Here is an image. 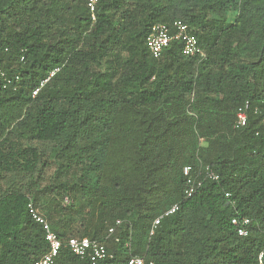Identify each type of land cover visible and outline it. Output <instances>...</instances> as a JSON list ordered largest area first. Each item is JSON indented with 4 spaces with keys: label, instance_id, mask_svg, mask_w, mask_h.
<instances>
[{
    "label": "trees",
    "instance_id": "obj_1",
    "mask_svg": "<svg viewBox=\"0 0 264 264\" xmlns=\"http://www.w3.org/2000/svg\"><path fill=\"white\" fill-rule=\"evenodd\" d=\"M174 21L205 58L176 40L151 53L152 25ZM185 167L201 180L191 196ZM30 201L62 243L53 264H89L72 236L104 242L101 264H257L264 0H98L94 19L84 0H0V264H33L48 249ZM233 217L249 219L246 235Z\"/></svg>",
    "mask_w": 264,
    "mask_h": 264
},
{
    "label": "built area",
    "instance_id": "obj_2",
    "mask_svg": "<svg viewBox=\"0 0 264 264\" xmlns=\"http://www.w3.org/2000/svg\"><path fill=\"white\" fill-rule=\"evenodd\" d=\"M86 6L90 11L92 19L95 17L96 4L98 0H84ZM172 40L181 42L182 44V53L186 56L196 57V58H205V52L200 46L197 38L194 34L190 33L188 26L181 21H174L172 26L169 27L163 23H155L152 25L150 32L146 37V44L151 51V53L157 57L160 55L161 51L167 47ZM58 68H55L50 74L43 79L39 86L32 91V96H34L40 89V87L49 80V78L57 71ZM247 104L238 108L235 119V126H243L246 124L247 115H246ZM189 167H185L183 173L187 175L186 187L184 190L185 196H191L196 192L198 187L201 185V180L192 179L189 177ZM205 175L212 179L216 180L218 176L211 171L208 167L205 168ZM65 201H68V197H65ZM178 208L177 204L172 205L163 215H168L173 213ZM28 210L32 218L42 224L45 231V240L48 243V249L44 252L33 264H53L55 258L57 257L59 250L62 246V243L56 233L51 229L47 220L40 214L38 209L30 201L28 203ZM157 217L150 228V234H153L155 226L159 223L161 217ZM249 219L233 217L231 219V224L235 227L236 232L240 236H244L248 233ZM121 224V220L117 219L115 225H112L108 228V235L113 234L117 226ZM67 246L70 251L80 257H87L89 259V264H101L102 261L108 255L106 246L104 242L90 239L88 237H69L67 240ZM128 246V243L125 244ZM119 264H156L155 261L151 259H145L139 255H131L126 261L120 262ZM257 264H264V247L258 252L257 255Z\"/></svg>",
    "mask_w": 264,
    "mask_h": 264
},
{
    "label": "rangeland",
    "instance_id": "obj_3",
    "mask_svg": "<svg viewBox=\"0 0 264 264\" xmlns=\"http://www.w3.org/2000/svg\"><path fill=\"white\" fill-rule=\"evenodd\" d=\"M84 182L85 183L88 182L91 185L94 182V176H89V177L85 178ZM68 200H69V198H68ZM65 204H66V201H65V198H63L62 205H65Z\"/></svg>",
    "mask_w": 264,
    "mask_h": 264
}]
</instances>
